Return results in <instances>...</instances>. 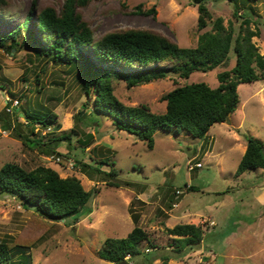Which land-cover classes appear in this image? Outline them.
I'll return each instance as SVG.
<instances>
[{
    "label": "rangeland",
    "instance_id": "obj_1",
    "mask_svg": "<svg viewBox=\"0 0 264 264\" xmlns=\"http://www.w3.org/2000/svg\"><path fill=\"white\" fill-rule=\"evenodd\" d=\"M6 1L0 8V33L20 25L33 2L35 16L47 6L61 11L65 3ZM205 4L212 17L203 29L198 26L199 11L193 0H90L77 10L96 40L113 31L142 29L183 47L197 46L199 35L211 30L217 17L224 19L234 39L242 21L249 18V27L258 32L252 40L264 54V0H208ZM235 5L240 18L233 14ZM30 26L38 35L36 23ZM236 59L233 46L228 63L208 72L195 71L188 78L170 72L134 86L115 79V94L127 105L147 104L152 111L163 113V96L170 90L192 82L217 87L218 73L231 69ZM0 66V168L6 162H17L28 170L44 165L61 177L79 178L86 190L93 191L75 222L38 223V232L31 229L33 221H42L34 210L13 195L0 194V240L32 242L37 238L30 264H113L100 256L104 240L127 236L135 226L146 229L151 240L141 244L139 254L128 257V264H264V232L253 227L255 221L264 219V205L259 204V191H255L264 181L260 175L264 168L248 169L242 177L236 173L247 137L253 135L264 142V79L241 82L239 107L229 121L213 124L204 138L159 129L151 149L135 134L118 129L108 114L95 112L93 98L83 90L80 63L39 56L27 43L11 51L0 49ZM8 98L20 101L14 112L6 110ZM26 110L56 113V123L48 128L28 127ZM63 134L70 138L59 140ZM27 135L45 145L30 143ZM47 147L54 151L46 152ZM60 150L68 157L60 155ZM102 158L110 164L95 162ZM77 159L92 166L77 164ZM199 162L202 167L196 166ZM112 168L116 174H111ZM189 222L203 227L204 250L188 249L175 257L171 250L174 236L167 229ZM164 255L172 259L166 261Z\"/></svg>",
    "mask_w": 264,
    "mask_h": 264
},
{
    "label": "trees",
    "instance_id": "obj_2",
    "mask_svg": "<svg viewBox=\"0 0 264 264\" xmlns=\"http://www.w3.org/2000/svg\"><path fill=\"white\" fill-rule=\"evenodd\" d=\"M193 1L199 11L198 26L203 29L212 17L205 4L208 0ZM89 2L65 0L61 11L47 6L36 16V2H33L20 25L0 33V49L11 51L30 43L39 56L67 64L80 63L83 90L93 98L95 112L108 114L118 129L135 134L151 149L155 146L154 135L159 129L178 133L186 131L194 137L204 138L213 124L229 121L230 115L239 107L238 86L241 82L264 79V54L252 40L258 32L249 27V18L242 21L240 32L234 39V33L225 26L224 19L217 17L212 29L199 35L195 47L180 46L159 33L142 29L113 31L96 40L93 29L77 10ZM5 4L6 0H0V8ZM233 14L241 17L238 5H235ZM32 22L36 23L38 35L30 26ZM233 46L236 63L231 69L218 73L217 87L206 82L177 86L163 96L166 101L163 113L152 111L147 104L127 105L115 94V79H123L129 86H134L164 78L170 72L188 78L195 71L213 70L228 63ZM23 114L28 127L40 124L48 128L56 123L57 118L53 112L41 115L26 110ZM78 118L82 119V116L78 114ZM65 138L70 136L63 134L59 140ZM25 139L37 146L45 145L41 139L30 135ZM246 146L237 175L248 169L264 168V142L249 135ZM53 151L52 147L46 148L48 153ZM59 154L68 157L67 152L60 150ZM98 160L95 162L110 164L106 158ZM76 162L92 166L79 159ZM116 173L112 168L111 174ZM0 194L17 197L27 208L28 204L35 205L34 213L42 221H33L31 229L38 232V223L47 224L61 219L67 224L75 222L91 201L93 191L86 190L79 178L61 177L52 167L40 165L28 170L17 162H6L0 168ZM167 230L174 236L171 250L175 257L185 254L188 249H197L205 233L203 227L195 223H178ZM36 239L32 242L1 239L0 264H30L31 249ZM150 240L146 229L135 226L127 236L107 237L99 253L113 264H128L127 256L139 254L141 244ZM153 247L156 248L155 245ZM16 256L20 257L19 262L14 260ZM162 257L166 261L172 259V256Z\"/></svg>",
    "mask_w": 264,
    "mask_h": 264
},
{
    "label": "crops",
    "instance_id": "obj_3",
    "mask_svg": "<svg viewBox=\"0 0 264 264\" xmlns=\"http://www.w3.org/2000/svg\"><path fill=\"white\" fill-rule=\"evenodd\" d=\"M246 148H247V146H246V145H243V148H242V155H244V153H245V151H246ZM245 173H246V172L241 173V174L239 175V177H242ZM260 173H261L260 175L264 176V170H263V169L261 170ZM255 191H259L258 194H257V196H256V198H257L259 204L263 206V205H264V181H263V183H262L261 185L256 186V190H255ZM200 218H201V217H200ZM200 218H199V219H200ZM207 218L211 219L212 222H214V226L216 225L215 221H214L211 217H207ZM189 223H191V222H189ZM192 223H193V222H192ZM194 223H195V222H194ZM195 224L199 225L198 222L195 223ZM210 226H211V225H210ZM253 227H254V229H256V230H259V231L262 230V232H264V219H263V220H259V221H255V222L253 223ZM249 228H251V226H249ZM203 242H204V240H202V242H201L200 246L197 248V250H198V249L200 250V248H201L202 250H204L205 245H203Z\"/></svg>",
    "mask_w": 264,
    "mask_h": 264
},
{
    "label": "built area",
    "instance_id": "obj_4",
    "mask_svg": "<svg viewBox=\"0 0 264 264\" xmlns=\"http://www.w3.org/2000/svg\"><path fill=\"white\" fill-rule=\"evenodd\" d=\"M6 103H7L6 104L7 112H14L15 110H17L19 108L20 101L18 99L8 98ZM3 134L8 135V132L7 131H3ZM57 161L58 162L62 161L60 156L57 158ZM196 166L202 167L203 164L199 162V163L196 164ZM192 168H193V166H190V169H192ZM187 188H190V185H187ZM177 192L179 194L182 193V191L180 189ZM128 257H130V255L127 256V258Z\"/></svg>",
    "mask_w": 264,
    "mask_h": 264
},
{
    "label": "water",
    "instance_id": "obj_5",
    "mask_svg": "<svg viewBox=\"0 0 264 264\" xmlns=\"http://www.w3.org/2000/svg\"><path fill=\"white\" fill-rule=\"evenodd\" d=\"M175 75H180L179 73H174ZM231 116V115H230ZM29 208L30 209H35V205H31V204H28Z\"/></svg>",
    "mask_w": 264,
    "mask_h": 264
}]
</instances>
